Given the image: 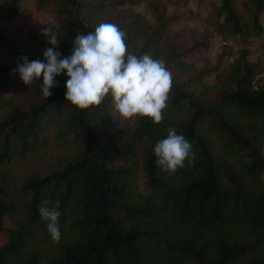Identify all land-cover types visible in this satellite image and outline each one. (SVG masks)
Here are the masks:
<instances>
[{
  "label": "trees",
  "instance_id": "16d2710c",
  "mask_svg": "<svg viewBox=\"0 0 264 264\" xmlns=\"http://www.w3.org/2000/svg\"><path fill=\"white\" fill-rule=\"evenodd\" d=\"M139 1L33 0L51 23L24 34L0 25V217H21L0 244V264H264V79L250 84L264 64L249 62L244 47L220 69L203 57L214 32L258 37L264 54V0H205L203 26L178 30L170 25L180 11L146 0L148 21L133 8ZM19 2L0 0V18ZM106 22L127 34L128 51L163 59L172 73L159 124L122 117L110 94L88 109L71 105L66 72L47 100L42 76L28 86L12 72L21 56L44 59L52 46L43 28L58 26L63 59L77 34ZM170 126L192 144L194 166H156L154 145ZM56 200L59 244L38 211Z\"/></svg>",
  "mask_w": 264,
  "mask_h": 264
},
{
  "label": "clouds",
  "instance_id": "9594fccd",
  "mask_svg": "<svg viewBox=\"0 0 264 264\" xmlns=\"http://www.w3.org/2000/svg\"><path fill=\"white\" fill-rule=\"evenodd\" d=\"M56 27L57 31L52 27L41 30L52 46L43 51V60L29 61L27 56H21L18 59L23 63L12 69L13 73H19L25 85L29 86L42 76V97L47 100L53 94L50 89L58 86L55 77L66 72L65 98L79 109L98 106L110 94L115 110L126 119L149 117L155 124L164 119L163 110L172 89V73L163 59L128 51L127 34L117 24L107 22L98 24L87 34H77L72 54L60 59ZM153 151L156 166L166 172H175L184 167L185 162L189 167L195 164L192 144L171 126L166 137L156 141ZM59 204L56 200L55 205L49 207V202L43 201L38 209L56 244L62 238Z\"/></svg>",
  "mask_w": 264,
  "mask_h": 264
},
{
  "label": "rangeland",
  "instance_id": "374dc122",
  "mask_svg": "<svg viewBox=\"0 0 264 264\" xmlns=\"http://www.w3.org/2000/svg\"><path fill=\"white\" fill-rule=\"evenodd\" d=\"M162 5L165 6L168 13H171L173 9H177L181 13V18L177 23L170 25L173 30H178L185 26H192L201 28L203 26V19L207 12V5L205 0L201 3H197L196 0H187L186 5H176L174 0H159ZM207 1V0H206ZM238 5L239 0H234ZM146 0H141L133 5V8L138 13L142 14L145 19L151 21L152 16L149 13V8L146 4ZM243 15H246L245 13ZM260 22L264 24V14L259 16ZM53 21L52 14L45 10H39L34 7L33 0H20L19 12L7 19L0 18V25L9 31L18 29L24 34L28 27L34 26L39 22L51 23ZM258 37H248L246 42L243 43L239 36H232L230 34L220 35L213 33L208 39V47L203 54V57L207 60L209 67L220 69L235 57L239 49L246 48V57L249 62L259 61V66L264 64V54H262V47L258 44ZM264 66L262 67V69ZM216 69V70H217ZM262 69L255 72L259 73L257 78H263ZM214 71H210L207 76L204 77L206 82H212L214 80ZM20 216L3 215L0 217V244L6 239L7 229L14 226V222L20 220Z\"/></svg>",
  "mask_w": 264,
  "mask_h": 264
},
{
  "label": "built area",
  "instance_id": "2783aa9c",
  "mask_svg": "<svg viewBox=\"0 0 264 264\" xmlns=\"http://www.w3.org/2000/svg\"><path fill=\"white\" fill-rule=\"evenodd\" d=\"M258 74H259V73L254 74V75L252 76L251 81H250L251 86L254 87V88H256L257 85L260 84V83L263 81V79H264V78H260V79H258V78H257V75H258ZM261 74L264 75V68L262 69V73H261Z\"/></svg>",
  "mask_w": 264,
  "mask_h": 264
}]
</instances>
